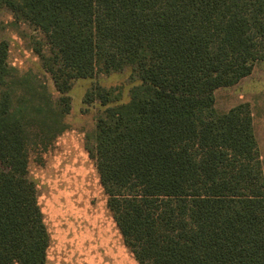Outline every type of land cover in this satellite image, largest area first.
Returning <instances> with one entry per match:
<instances>
[{
	"label": "trees",
	"instance_id": "obj_1",
	"mask_svg": "<svg viewBox=\"0 0 264 264\" xmlns=\"http://www.w3.org/2000/svg\"><path fill=\"white\" fill-rule=\"evenodd\" d=\"M42 35V75L8 61L0 25V264H45L32 152L67 129L76 79L95 85L92 142L107 207L139 264H264V168L247 102L214 91L264 60V0H0ZM51 81L52 89L49 86Z\"/></svg>",
	"mask_w": 264,
	"mask_h": 264
},
{
	"label": "rangeland",
	"instance_id": "obj_2",
	"mask_svg": "<svg viewBox=\"0 0 264 264\" xmlns=\"http://www.w3.org/2000/svg\"><path fill=\"white\" fill-rule=\"evenodd\" d=\"M13 20L10 11L0 9L1 36L9 45L8 61L21 72L33 70L42 75L34 48L42 35L27 23ZM129 71L74 80L68 91L70 110L64 118L67 129L46 151L30 154L29 176L44 210L48 198L59 201L55 207L60 232L55 235L48 264H138L122 244L94 160L85 147L87 138L92 142L98 109L97 102H85L88 91L95 85L120 86L124 101L131 85ZM48 82L52 89L49 78ZM214 98L220 111L249 103L264 168V60L257 61L251 73L236 84L217 88ZM57 238H62L61 244Z\"/></svg>",
	"mask_w": 264,
	"mask_h": 264
},
{
	"label": "crops",
	"instance_id": "obj_3",
	"mask_svg": "<svg viewBox=\"0 0 264 264\" xmlns=\"http://www.w3.org/2000/svg\"><path fill=\"white\" fill-rule=\"evenodd\" d=\"M253 115V114H252ZM254 125V124H253ZM62 134V133H61ZM59 134L57 136V138L61 135ZM97 172V171H96ZM98 175V174H97ZM40 196H37V201H38V204H39V207H40V210H41V213H42V217H43V222L45 224L46 229H47V232H48V236H49V244H48V247H47V251H46V264H48V262L50 261V250L52 248V243L55 239V235H58L60 230H59V227L61 226L59 224V220H57L58 216L56 215V207H55V204L57 205V201L54 199V198H48L50 201L48 202L46 206L47 210H44L42 204H41V200L39 198ZM52 197V196H51ZM59 202V201H58ZM59 205V204H58ZM59 213V212H58ZM115 221V220H114ZM59 226V227H58ZM118 228V227H117ZM119 230V229H118ZM120 233V231H119ZM121 236V234H120ZM57 239H60V242L57 240V242H59L60 244L62 243V238H57ZM121 241H122V244L124 245V242H123V239L121 237ZM125 246V245H124ZM129 250V249H128ZM131 253V252H130ZM132 255V253H131ZM133 256V255H132ZM134 258V257H133ZM135 259V258H134ZM139 264V263H138Z\"/></svg>",
	"mask_w": 264,
	"mask_h": 264
}]
</instances>
